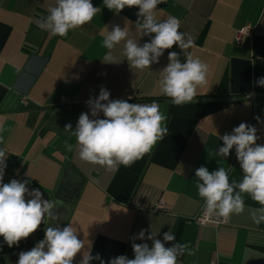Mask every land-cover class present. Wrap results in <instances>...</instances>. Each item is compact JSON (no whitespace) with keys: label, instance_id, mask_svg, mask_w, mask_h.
<instances>
[{"label":"crops","instance_id":"crops-1","mask_svg":"<svg viewBox=\"0 0 264 264\" xmlns=\"http://www.w3.org/2000/svg\"><path fill=\"white\" fill-rule=\"evenodd\" d=\"M91 2L100 9L93 20L60 37L38 26L55 0H0V125L5 128L0 148L8 152L3 183L27 180L30 190L39 189L56 202V223L61 228L70 224L84 241L83 251L91 243V254L99 253L105 264L120 255L133 259L131 238L141 230L162 242L171 230L173 243L187 244L194 254L186 252L178 264H264V223L252 222L248 209L260 205L250 196L244 195V213L224 224L193 221L205 203L196 187L197 168L212 172L222 166L230 181L242 179L235 148L226 158L209 156L223 146L220 137L245 122L257 128V143L264 144V123L255 119L264 121V87L256 84L264 77V0H166L157 5V20L177 17L180 30L194 41L187 54L209 69L207 84L182 106L160 91L168 53L186 59L179 46L165 50L159 63L144 70L130 68L123 42L111 52L119 63L102 62L108 52L102 41L114 25L141 46L154 34L141 37L136 31L138 7L116 13L103 0ZM246 24L253 27L252 35L238 42L236 31ZM101 86L111 100L156 102L167 116L168 134L131 166L116 171L82 161L75 137L64 131L69 123L75 130L82 112L93 118L86 102L99 96ZM61 96L69 102L62 104ZM66 140L72 152L65 149ZM158 200L167 213L154 208ZM54 223L46 218L18 246L8 247L0 236V264H17L19 253L43 240L46 227ZM135 243L151 247L152 241ZM81 259L82 253L74 264Z\"/></svg>","mask_w":264,"mask_h":264},{"label":"clouds","instance_id":"clouds-1","mask_svg":"<svg viewBox=\"0 0 264 264\" xmlns=\"http://www.w3.org/2000/svg\"><path fill=\"white\" fill-rule=\"evenodd\" d=\"M166 0H103L104 6L116 13L126 7H138L136 31L139 36L151 35L150 42L142 46L137 39L129 38L128 31L114 25L102 41V47L108 52L102 62H116L112 50L121 42L124 43L123 54L131 69L144 70L153 63H159V58L167 49L178 45L185 53L186 59L181 62L175 51L168 53L169 63L163 69L161 94L169 97L173 104L182 106L191 102L197 95V88L207 84L208 65L199 58L187 54L186 50L193 46V39L181 31V22L175 16L166 20H157L155 11L157 5ZM100 9L94 7L91 0H55V4L47 7L48 15L41 19L39 27L53 36L65 37L70 30L90 23ZM256 84L264 87V77L257 79ZM110 92L101 86L99 96L90 98L86 103L90 108L88 113L82 112L75 130L72 125L64 126L65 132H70L76 139V149L79 158L87 163L105 167L108 171H116L120 165L131 166L137 159L150 152L152 148L168 134L167 116L161 112L156 102L151 104L130 103L128 100H111ZM103 113L104 118H99ZM258 122L264 123L260 117ZM0 125V144L4 143ZM257 128L241 122L232 132L220 137L223 146L218 147L209 156L228 157L235 148L237 160L243 175L239 181L229 179L224 167L210 172L207 167L200 166L195 170L198 195L205 203L204 218L213 214L227 222L233 214L240 215L245 211L244 195L258 203L260 207L249 208V216L256 225L264 223V144H258L260 137ZM64 147L68 152L74 150L73 144L67 140ZM8 152L0 148V236L8 247L18 246L19 242L35 233L45 219L54 221V226L46 227L44 239L31 250L21 251L17 264H74L78 254L82 253L79 264H91L93 260L105 264L97 253L91 254L92 245L88 250L84 241L78 238L73 227L68 224L61 228L57 221L60 216L54 213L57 203L44 198L39 189H29L23 182L12 179L3 183L7 167ZM27 197H31L30 199ZM145 231L132 237L134 258L126 255L110 259L107 264H178V258L186 252L194 254L187 244L173 243L176 236L170 231L163 234V241L157 239V234L151 233L145 237ZM139 240H151L148 243H135ZM166 242H172L166 247Z\"/></svg>","mask_w":264,"mask_h":264},{"label":"built area","instance_id":"built-area-1","mask_svg":"<svg viewBox=\"0 0 264 264\" xmlns=\"http://www.w3.org/2000/svg\"><path fill=\"white\" fill-rule=\"evenodd\" d=\"M253 32V27L250 24H246L242 27H240L239 29H237L236 31V40L239 42L242 36H250L252 35ZM60 102L62 104H66L69 102V99L61 96L60 97ZM23 103H27L26 99H23ZM156 210L167 213L168 212V208L165 206L164 202L161 200H158L155 204L154 207ZM193 221L198 224V225H209V224H213V225H219V224H224L226 223L223 218L216 216L215 214H213L210 218L205 219L204 218V213H203V208L199 211V213L193 217ZM211 264H216L215 262H211Z\"/></svg>","mask_w":264,"mask_h":264}]
</instances>
